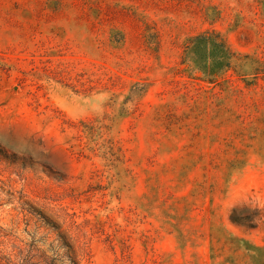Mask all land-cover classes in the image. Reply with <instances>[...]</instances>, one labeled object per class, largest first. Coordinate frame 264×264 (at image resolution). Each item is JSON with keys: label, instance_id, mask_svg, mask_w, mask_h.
Instances as JSON below:
<instances>
[{"label": "rangeland", "instance_id": "obj_1", "mask_svg": "<svg viewBox=\"0 0 264 264\" xmlns=\"http://www.w3.org/2000/svg\"><path fill=\"white\" fill-rule=\"evenodd\" d=\"M212 30L216 81L185 69ZM57 230L81 264H264V0H0V264Z\"/></svg>", "mask_w": 264, "mask_h": 264}, {"label": "trees", "instance_id": "obj_2", "mask_svg": "<svg viewBox=\"0 0 264 264\" xmlns=\"http://www.w3.org/2000/svg\"><path fill=\"white\" fill-rule=\"evenodd\" d=\"M185 69L216 81L230 66L233 56L224 38L215 31H206L191 37L186 43ZM257 62V60H256ZM58 229V227H56ZM58 243L38 249L49 264H81L80 248L69 237L57 230ZM36 245V244H33Z\"/></svg>", "mask_w": 264, "mask_h": 264}]
</instances>
